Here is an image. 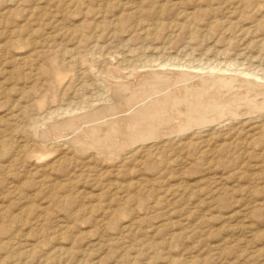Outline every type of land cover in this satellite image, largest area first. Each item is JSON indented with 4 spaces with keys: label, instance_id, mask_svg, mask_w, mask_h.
Masks as SVG:
<instances>
[{
    "label": "rangeland",
    "instance_id": "rangeland-1",
    "mask_svg": "<svg viewBox=\"0 0 264 264\" xmlns=\"http://www.w3.org/2000/svg\"><path fill=\"white\" fill-rule=\"evenodd\" d=\"M0 264H264V0H0Z\"/></svg>",
    "mask_w": 264,
    "mask_h": 264
},
{
    "label": "bare ground",
    "instance_id": "bare-ground-1",
    "mask_svg": "<svg viewBox=\"0 0 264 264\" xmlns=\"http://www.w3.org/2000/svg\"><path fill=\"white\" fill-rule=\"evenodd\" d=\"M216 62H217V61H216ZM231 62H232V61H231ZM232 63H233V62H232ZM232 63H231L230 65H232ZM212 64H213V63H212ZM207 65H208V64H207ZM210 65H211V63H210ZM210 65H209V66H210ZM227 65H229V64H227ZM227 65H226V66H227ZM213 66H214V68H213L212 70H214V69L216 68V67H215V64L212 65L211 67H213ZM232 66H233V65H232ZM222 67H223V66H222ZM222 67H220V69H221ZM167 68H168V67H167ZM207 68H208V67H207ZM218 68H219V67H218ZM223 68H225V67H223ZM228 68H229V67L227 66V68H225V69H223V70H224V71H226V70H227V71L230 70V69H228ZM216 69H217V68H216ZM220 69H219V70H220ZM201 70H202V69H201ZM210 70H211V68H210ZM212 70H211V71H212ZM209 72H210V71H209ZM214 72H215V71H214ZM242 72H243V71H242ZM242 72H241V73H242ZM243 73H245V72H243ZM201 74H202V73H201ZM234 74H235V73H234ZM246 74H247V73H246ZM249 74H250V73H249ZM189 75H190V74H189ZM216 75H217V74H216ZM225 75H226V74H225ZM238 75H239V74H238ZM238 75H237V76H238ZM251 75H252V73H251ZM191 76H192V74H191ZM195 76H197V74H196ZM243 76H244V75H243ZM243 76H242V77H243ZM220 77H221V76H220ZM210 78L212 79V77H210ZM204 79H205V78H204ZM213 79H214V80H212V82H211V80H207V79H206L207 81H203L202 79H197V81H195V82H193V83L191 82V85H192V84H193V85L195 84V86H191V87H189V86H188V87H187V86H183V87H182V86H179V85H178V87L176 88V90H175L174 92L171 91V93H175L174 95L177 96L178 98H179V96H183V94H185L186 97H187V94H188V93H191V91H194V89H196V88L198 89V85H196V84H198V83H202V86H203V84L206 83L205 86L208 87L207 84H208L209 82L213 83V81H215V78H213ZM244 79H246V78H244ZM111 80H112V79H111ZM216 80H217V79H216ZM227 80H229V79L227 78V79L224 80V81H227ZM182 81H183V80H182ZM208 81H209V82H208ZM236 81H237V80H236ZM242 81H244V80L242 79ZM242 81H241V82H242ZM227 82H228V81H227ZM231 82H232V81H231ZM222 83H223V82H222ZM245 83H246V81H245ZM253 83H254V82H253ZM256 83H257V82H256ZM229 84H231V83H229ZM242 84H244V82H243ZM247 84H249V83H247ZM200 85H201V84H200ZM226 85H228V84H226ZM255 85H256V84H255ZM196 86H197V87H196ZM224 86H225V85H224ZM197 89H196V90H197ZM200 89H201V88H200ZM208 89H209V88H208ZM172 90H173V89H172ZM198 90H199V89H198ZM168 92H169V91H168ZM213 94H214V93H213ZM154 95H155V94H154ZM167 95H168V94H167ZM207 95H208V94H207ZM207 95H206V96H207ZM232 95H233V94H232ZM255 95H256V94H255ZM164 96H165V95H164ZM168 96H171V97H172L171 94L168 95ZM198 96H200V95H198ZM162 98H163V97H162ZM172 98H173V97H172ZM197 98H198V97H197ZM202 98H203V97H202ZM202 98H201V99L198 98V99L202 100ZM223 98H224V97H223ZM223 98H222V99H223ZM236 98H237V97H236ZM154 99H156V98H154ZM157 99H158V97H157ZM165 99H166V98H165ZM175 99H176V98H175ZM186 99H188V98H186ZM212 99H213V98H212ZM224 99H225V98H224ZM260 99H261V98H260ZM162 100H163V99H162ZM162 100H161V101H162ZM169 100H171V99H169ZM173 100H174V99H173ZM173 100H172V101H173ZM176 100H178V99H176ZM183 100H184V99H183ZM163 101H164V100H163ZM192 101H193V100H192ZM234 101H235V100H234ZM151 102H153V100H152ZM151 102H150V104H146V105H151V104H152ZM154 102H155V101H154ZM157 102H158V101H157ZM169 102H170V101H169ZM187 102H188V101H187ZM193 102H194V101H193ZM163 103H164V102H162V104H163ZM205 103H206V101H205ZM225 103H226V102H225ZM106 104H107V103H106ZM110 104H111V103H110ZM156 104H157V103H156ZM164 104H165V106L169 105V104H166V103H164ZM174 104H175V103H174ZM176 104H177V101H176ZM176 104H175V106L177 107ZM232 104H235V105H236V103H233V102H232ZM187 105H188V104H187ZM227 105H228V104H227ZM250 105H251V104H250ZM211 106H214V104H212ZM230 106H232V107L229 108V110L226 111V112L229 113L231 116H237L236 113H234V112H235V109L238 108V106H237V107H236V106H233V105H231V103H230ZM147 107H148V106H147ZM147 107H146V108H147ZM176 107H175V108H176ZM217 107H218V106H217ZM224 107H226V106H224ZM228 107H229V106H228ZM139 108H140V107H139ZM141 108H142V107H141ZM148 108H150V107H148ZM152 108H154V106H153ZM156 108H157V107H156ZM160 108H161V107H160ZM162 108H163V107H162ZM168 108H169V107H168ZM233 108H234V109H233ZM124 109H125V108H124ZM135 109H136V108H135ZM164 109H165V108H164ZM164 109H163V111H164ZM187 109H188V108H187ZM227 109H228V108H227ZM121 110H122V109H121ZM126 110H127V109H126ZM149 110H150V109H149ZM149 110H148V111H149ZM151 110H152V109H151ZM154 110H155V109H154ZM213 110H214V109H213ZM215 110H217V109H215ZM233 110H234V111H233ZM86 111H87V110H86ZM123 111H124V110H123ZM130 111H131V110H130ZM130 111H129V112H130ZM137 111H138V109H137ZM137 111H136V113L138 114ZM148 111H147V112H148ZM237 111H238V110H237ZM139 112H140V111H139ZM150 112H151V111H150ZM216 112H217V111H216ZM224 112H225V111H224ZM248 112H249V111H248ZM120 113H121V112H120ZM123 113H124V112H123ZM130 113L132 114V112H130ZM130 113H129V114H130ZM152 113H153V112H152ZM159 113H160V112H159ZM177 113H178V112H177ZM177 113L174 112V114H176V115H177ZM187 113H188V112H187ZM189 113H190V112H189ZM221 113H222V112H221ZM143 114H144V112H143ZM148 114H149V112H148ZM190 114H191V113H190ZM195 114H196V113H195ZM216 114H217V113H216ZM222 114L225 115V113H222ZM120 115H121V114H120ZM122 115H123V114H122ZM122 115H121V116H122ZM134 115H135V114H134ZM140 115L142 116V114H140ZM156 115H157V114H156ZM220 115H221V114H220ZM121 116H120V117H121ZM123 116H124V115H123ZM127 116H129V115H127ZM145 116H147V115H145ZM183 116H184V114H183ZM188 116H189V115H188ZM202 116H204V115H202ZM202 116H201V117H202ZM222 116H223V115H222ZM226 116H227V115H226ZM116 117H117V116H116ZM120 117L117 118V119H119V122L122 123V124H120V125L123 126L124 128H125V127H128V126L126 125V124H127L126 118L124 117V119L122 120V118H120ZM129 117H130V116H129ZM132 117H133V116H132ZM138 117H139V116H138ZM157 117H158V116H157ZM189 117H190V116H189ZM189 117H188V118H189ZM192 117H193V116H192ZM192 117H191V118H192ZM204 117H205V116H204ZM108 118H109V117H108ZM135 118H136V117H135ZM191 118H190V119H191ZM195 118H196V117H195ZM232 118H234V117H232ZM152 119H154V118H153V117H152V118L149 117V118H145V119L143 118V120H140V121H141V123H144V124H145L146 122H148L149 120H152ZM201 119H202V118H201ZM205 119L208 120V118H205ZM218 119H219V118H218ZM132 120H133V119H132ZM136 120H137V119H136ZM197 120H198V119H197ZM114 121H115V119H114ZM185 121H187V120H185ZM190 121H191V120H190ZM208 121H209V120H208ZM210 121H211V120H210ZM110 122H111V119H110ZM134 122H135V120H134ZM108 123H109V122H106L105 124L107 125ZM114 123H115V122H114ZM132 123H133V121H132ZM132 123H131V124H132ZM135 123H136V122H135ZM141 123H140V125H138L139 123H138L137 125H138V126H141ZM205 123H206V122H205ZM72 124H73V123H72ZM110 124H111V123H110ZM191 124H192V123H191ZM194 124H195V123H194ZM65 125H66V124H65ZM112 125H113V124H112ZM142 125H143V124H142ZM173 125H174V124H173ZM114 126H115V125H114ZM130 126H131V125H130ZM133 126H135V125H133ZM189 126H191V125H189ZM192 126H193V125H192ZM89 127H90V126H89ZM123 127H122V128H123ZM186 127L188 128V126H186ZM105 128H106V129H105ZM112 128H114V127H112ZM116 128H117V127H116ZM128 128H129V127H128ZM132 128H133V127H132ZM179 128H180V127H179ZM120 129H121V127H120ZM129 129H131V128H129ZM135 129H136V128H135ZM169 129H170V128H169ZM180 129H184V127L181 126ZM180 129H179V130H180ZM96 130H97V129H96ZM98 130H99V132H101V133L103 134V137H105V138H106L107 136L109 137V135H110V136L113 135L114 133L116 134V132H117V131H116V132L112 131V130H111V127H109V125H108V126H103V125H102V127H101L100 129H98ZM98 130H97V131H98ZM117 130L119 131V129H117ZM123 130H124V129H123ZM156 130H157V129H153V128L149 127V126H147V127H145V128H144V127H143V128L141 127V131H142V132H141L140 130H139V131L136 130L138 133H139V132H140V133L137 134V135H130V136L128 135V134H129V133H128V134H127L128 137H126V138L123 140V142H124L125 144H129V143L134 144L135 141H136V142H137V141H143V140H146V138H148V137L151 138V136H154V135H155L154 137H156V133H157ZM126 131H128V129H127ZM126 131H125V132H126ZM147 131H148V132H147ZM159 131H160V130H159ZM129 132H130V131H129ZM132 132H133V131H132ZM144 132H145V133H144ZM155 132H156V133H155ZM120 133H121V130H120L119 134H120ZM133 133H134V132H133ZM123 134H124V133H123ZM157 134H158V133H157ZM169 134H170V133H169ZM100 135H101V134H100ZM116 136H117V135H116ZM121 137L124 138V136H122V135H121ZM121 137H120V138H121ZM157 137H158V135H157ZM120 138H119V139H120ZM152 138H153V137H152ZM101 139H104V138H101ZM108 139H109V138H107V140H108ZM148 139H149V138H148ZM117 140H118V139H117ZM101 141H102V140H101ZM105 141H106V140H105ZM147 141H148V140H147ZM74 142H75V141H74ZM113 142H114V141H113ZM123 142H122V143H123ZM115 143H116V145H117V144H121L120 142H115ZM135 144H136V143H135ZM93 145H94V144H93ZM129 145H130V144H129ZM125 146H126V145H125ZM125 146H124V147H125ZM120 147H121V146H120ZM123 149H124V148H123ZM98 153H99V152H98ZM63 226H66V225H63ZM61 229H62V228H61ZM62 248H63V247H62ZM65 249H66V248H65Z\"/></svg>",
    "mask_w": 264,
    "mask_h": 264
}]
</instances>
